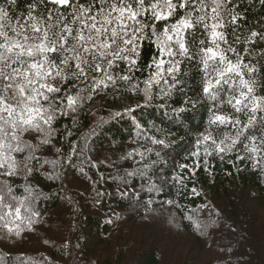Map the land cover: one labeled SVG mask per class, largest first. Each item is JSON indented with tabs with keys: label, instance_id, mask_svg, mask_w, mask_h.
Listing matches in <instances>:
<instances>
[{
	"label": "trees",
	"instance_id": "obj_1",
	"mask_svg": "<svg viewBox=\"0 0 264 264\" xmlns=\"http://www.w3.org/2000/svg\"><path fill=\"white\" fill-rule=\"evenodd\" d=\"M30 2L17 0L11 14L25 15ZM221 14L220 31L254 69L242 64L253 87L251 107L257 103L252 96L264 101V0H230ZM166 23L160 22L161 29ZM253 31L258 35L249 40ZM201 35L206 34L198 29ZM226 54L236 60V54ZM161 58L168 60L144 39L131 72L126 62L113 69L115 82L96 86L93 75L102 77L89 72L86 80H72L53 95L56 120L49 142L25 133L23 139L37 147L13 154L18 170L0 175V264H160L162 254L166 264H254L247 221L252 208L264 215V111L255 113L249 129L254 141L215 151L204 135L211 132L219 143L235 132L231 124L210 125L214 112L246 123L251 111L236 113L227 104L213 110L202 92L198 60H185L175 78L165 75L168 83L154 84L147 99L145 82ZM66 95L75 98L71 108L59 99ZM53 153L57 163L46 165ZM59 165L73 174L75 187L69 181L59 186L48 168ZM49 230H58V237L47 235Z\"/></svg>",
	"mask_w": 264,
	"mask_h": 264
},
{
	"label": "snow or ice",
	"instance_id": "obj_2",
	"mask_svg": "<svg viewBox=\"0 0 264 264\" xmlns=\"http://www.w3.org/2000/svg\"><path fill=\"white\" fill-rule=\"evenodd\" d=\"M229 3L230 0H31L27 13L17 18L11 14L17 0H2L0 169L7 167L0 175L11 177L18 170L13 154L37 147L23 139L25 133H39L41 144L49 142L56 120L54 94L60 93L72 80H86L89 72L102 77L97 79L93 75L96 86H107L105 81L115 82L113 69L118 62H126L131 72L137 64L140 41L144 39L156 45L161 57H168V60L154 61L156 71L150 73L145 82L147 99L152 98L149 93L154 84H160L161 80L168 83L165 75L175 78L185 60H198L202 65V92L213 102V110L227 104L236 113L247 115L245 109L252 113L245 123L239 116L233 120L231 115L214 112L210 125L231 124L235 135L225 136L217 143L208 132L203 142L212 140L215 151L223 153L244 140L254 141L256 137L250 135L249 129L257 120L255 113L264 111V101L252 96L257 103L249 106L252 84L244 79L243 62L237 50L227 34L220 31L225 27L221 13ZM209 8L211 15L207 11ZM161 21L167 22L162 29ZM235 21L236 16L232 15L231 23ZM198 29L206 35L197 38ZM257 35L253 31L248 39ZM260 39H264V34H260ZM228 52L236 54L235 61L227 56ZM243 68L248 65L243 64ZM248 71L254 69L248 68ZM236 77H239L238 85ZM120 78L131 79L128 75ZM59 99H67L69 108L75 104L71 95ZM229 139L231 143H226ZM200 144L198 140V150ZM205 154L211 153L206 149ZM192 155L198 156L199 151ZM7 191L12 193L10 186ZM4 198L0 195V202ZM20 203L23 205V201ZM19 211L17 208V214Z\"/></svg>",
	"mask_w": 264,
	"mask_h": 264
},
{
	"label": "rangeland",
	"instance_id": "obj_3",
	"mask_svg": "<svg viewBox=\"0 0 264 264\" xmlns=\"http://www.w3.org/2000/svg\"><path fill=\"white\" fill-rule=\"evenodd\" d=\"M57 156L53 153L48 156L45 160L46 165L50 162H56ZM57 163V162H56ZM54 174V179L58 181L59 186L64 189V185L68 182L70 187H75L73 174L65 173V168L63 166L48 167ZM248 228L250 232V237L254 239V244L248 249V254L253 258L254 264H264V215L257 211V208H252L249 210L248 218ZM51 235L53 238H57L59 235L58 230H49L47 235ZM160 264H166V260L163 254L160 258ZM251 264V263H250Z\"/></svg>",
	"mask_w": 264,
	"mask_h": 264
}]
</instances>
